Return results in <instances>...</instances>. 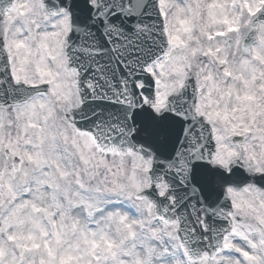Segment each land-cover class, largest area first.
Masks as SVG:
<instances>
[{
  "label": "snow or ice",
  "instance_id": "1",
  "mask_svg": "<svg viewBox=\"0 0 264 264\" xmlns=\"http://www.w3.org/2000/svg\"><path fill=\"white\" fill-rule=\"evenodd\" d=\"M0 264H264V0H0Z\"/></svg>",
  "mask_w": 264,
  "mask_h": 264
}]
</instances>
